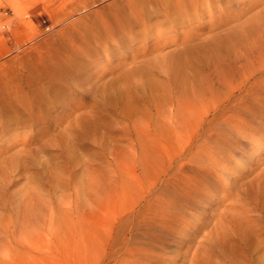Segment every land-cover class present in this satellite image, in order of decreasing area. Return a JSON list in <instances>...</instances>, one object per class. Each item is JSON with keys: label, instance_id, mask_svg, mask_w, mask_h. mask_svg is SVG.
Here are the masks:
<instances>
[{"label": "rangeland", "instance_id": "374dc122", "mask_svg": "<svg viewBox=\"0 0 264 264\" xmlns=\"http://www.w3.org/2000/svg\"><path fill=\"white\" fill-rule=\"evenodd\" d=\"M263 21L264 0H0V264H264V142L226 126L264 117Z\"/></svg>", "mask_w": 264, "mask_h": 264}, {"label": "bare ground", "instance_id": "6f19581e", "mask_svg": "<svg viewBox=\"0 0 264 264\" xmlns=\"http://www.w3.org/2000/svg\"><path fill=\"white\" fill-rule=\"evenodd\" d=\"M253 6H254V5H253ZM263 22H264V21H263ZM238 64H239V63H238ZM242 64H243V63H241V65H242ZM168 65H169V64H168ZM170 65H171V63H170ZM246 65H247V64H246ZM246 65H245L244 67H246ZM251 65H252V64H251ZM237 66H239V65H237ZM242 66H243V65H242ZM257 67H258V66H257ZM259 67H260V66H259ZM173 68H174V67H173ZM239 68H241V66H239ZM247 68H249V67H247ZM260 68H261V67H260ZM260 68H259V69H260ZM235 69H236V68H235ZM237 69H238V68H237ZM251 69H252V70L255 69L254 66L251 67ZM172 70H173V69H172ZM244 70H245V69H244ZM238 71H240V70H238ZM248 71H249V70H248ZM240 72H241V71H240ZM242 72H244V71H242ZM255 72H256V71H255ZM246 73H248V72H246ZM246 73H244V74H246ZM253 74H255V73H253ZM241 75H242V73H241ZM241 75H240V76H241ZM250 76H251V72H250L249 74H246V75L243 76L242 78H240V79H239L240 82L237 80L238 82H235V83H234V82H233V78H232V76L230 77V76L225 75V77L222 79L221 82H223V84H224L228 89L232 90L231 92H234L233 90L236 88V86H239V87L242 88L244 84H247V83H245V82H246V80L249 79ZM237 79H238V78H237ZM214 81H215V80H214ZM221 82H220V83H221ZM213 85H215V84H213ZM213 85L210 87V90H209V91H211L212 93H214V92H213V88H212ZM224 85H223V86H224ZM251 85H252V84H251ZM261 86H262V85H261ZM248 87H249V86H248ZM257 87H260V86L257 85ZM223 88H224V87H223ZM252 88H253V87H252ZM261 89H262V88H261ZM236 90H238V88H237ZM247 90H248V89H247ZM254 90H255V89H254ZM256 90H257V89H256ZM224 91H226V90H224ZM261 91H262V90H261ZM261 91H260V92H261ZM247 92H248V91H247ZM206 93H207V92H206ZM212 93H211V94H212ZM229 94H230V93H229ZM251 94H252V93H251ZM258 94H259V93H258ZM205 95H206V94H205ZM247 95L250 96L249 93H247ZM253 95H256V93L253 94ZM201 97H202V95H201ZM211 97H212V96H211ZM227 97H228V96H227ZM259 97H260V96H259ZM194 98H196L195 95H194ZM224 98H225V97H224ZM241 98H243V97H241ZM245 98H246V97H245ZM198 99H199V98H198ZM212 99H213V98H212ZM256 99H257V98H256ZM258 99H260V98H258ZM258 99H257V100H258ZM209 100H210V99H209ZM209 100H208V101H209ZM260 100H261V108H259V109H263V106H264V95L261 96V99H260ZM197 101H198V100H197ZM197 101H196V102H197ZM194 102H195V100H193V101L190 102L189 105L193 104V105H191V106H193V108H190V110H191V109H195V108H197V111H196L195 113H198V107H199V106L196 107V106H197V105H196L197 103H196V102L194 103ZM211 102H212V101H211ZM254 102H255V101H254ZM198 103H199V102H198ZM220 103H221V102H220ZM256 103H257V102H256ZM194 104H195L196 106H194ZM202 104H203V103H202ZM245 104H246V103H245ZM252 104H253V103H252ZM247 105H248V104H247ZM254 105H255V104H254ZM248 106H249V105H248ZM256 106L258 107V105H255V107H256ZM189 107H190V106H189ZM251 107H252V106H251ZM251 107H249V108H251ZM241 108H242V107H241ZM252 108H253V107H252ZM242 109H243V108H242ZM247 109H248V107H247ZM254 109H256V108H254ZM233 110H234V109H233ZM239 110H240V109H239ZM252 110H253V109H252ZM192 111H195V110H192ZM242 111H243V110H242ZM247 111H248V110H247ZM250 111H251V110H250ZM253 111H254V110H253ZM258 111H259V110H258ZM262 111H263V110H262ZM188 112H189V111H188ZM199 112H200V109H199ZM235 112H236V111H235ZM248 112H249V111H248ZM260 112H261V111H260ZM263 112H264V111H263ZM263 112H261V114H263ZM191 114H192V115L189 114V116H193V117H194L193 119H195V118L198 117V116H196V115H193L194 112L191 113ZM250 114H251V113H250ZM198 115H199V114H198ZM236 115H237L236 117H235V114L226 117V118H227V119H226L227 123L230 122V124H228V125H226V126H229V129H230L231 131H233V134H234V136H230V137H233L234 140H235V136H238V138H241V137H242V139H243V138L248 139V140H250V141H249L250 143L252 142L253 146H255V145L259 144V143L264 142V133H263V132H262V133L260 132V131H263V130H264V117H263V116H260V115H259V116H260V117H259L258 114L255 113V115L258 116V117L255 118V119H257V122L254 124V123H251V122H249L248 120H246V119H248V118L239 117L238 114H236ZM239 115H242V114H239ZM247 115H248V114H247ZM252 115L254 116V114H252ZM200 117H201V116H200ZM254 117H255V116H254ZM254 117H253V118H254ZM198 118H199V117H198ZM198 118H197V120H198ZM191 119H192V118H191ZM193 119H192V120H193ZM179 120H180V119H178V123H179ZM250 120H251V119H250ZM194 121H196V120H194ZM180 122H181V121H180ZM185 123H186V122H185ZM183 124H184V122H183ZM222 124H223V123H222ZM182 126H184V125H182ZM206 126H207V125H206ZM179 127H180V126H179ZM180 128L182 129V127H180ZM184 128H185V127H184ZM218 128H219V127H218ZM220 128L222 129V128H224V126H222V127H220ZM173 129H174V128H173ZM173 129H172V130H173ZM175 129H176V128H175ZM223 130H224V129H223ZM225 130H226V128H225ZM183 131H184V130H183ZM196 131H197V130H196ZM216 131H218V130H216ZM220 131H222V130H220ZM220 131L217 132L216 134L221 133ZM227 132H228V131H227ZM225 133H226V132H225ZM225 133L223 132V134H222V135H219V137L224 136ZM229 133H230V132H229ZM235 133H236V134H235ZM230 134H231V133H230ZM233 134H232V135H233ZM226 135L229 136L228 133H226ZM226 135H225V136H226ZM191 136H192V135H191ZM225 136H224V137H225ZM183 137H184V136H183ZM196 137H197V136H196ZM225 138H226V137H225ZM227 138H228V137H227ZM233 138H232V139H233ZM238 138H237V139H238ZM186 139H187V138H186ZM186 139H185V140H186ZM237 139H236V140H237ZM245 139H244V140H245ZM206 140H207V142H204V141H203V142L206 143L207 146H208V144H209L208 142H210V141H208L209 139H206ZM206 140H205V141H206ZM229 140H230V141H229ZM229 140H228V142H231V138H229ZM234 140H233V141H234ZM244 140H243V141H244ZM248 140H247V141H248ZM154 142H155V141H154ZM238 142H239V140H238ZM150 143H151V142H150ZM210 143H211V144H210L209 146L212 145V142H210ZM233 143H234V142H233ZM241 143H242V141H241ZM158 144H159V143H158ZM161 144H162V143H161ZM213 144H214V142H213ZM221 144H222V142H221ZM235 144H236V143H235ZM237 144H238V143H237ZM162 145H163V144H162ZM201 145H202V147H203V145H205V144H202V143H201ZM201 145H200V146L197 145V147H201ZM214 145H216V143H215ZM223 145H225V143H224ZM233 145H234V144H232V146H233ZM250 145H251V144H250ZM158 146H159V145H158ZM205 146H206V145H205ZM205 146H204V147H205ZM207 146H206V147H207ZM212 146H213V145H212ZM212 146H211V147H212ZM219 146H220V143H218V147H219ZM221 146H222V145H221ZM221 146H220V147H221ZM230 146H231V144H230ZM238 146H240V144H239ZM162 147H163V146H162ZM175 147H176V146H175ZM202 147H201V148H197V149H200V150H201V149H204V148H202ZM214 147H215V146H214ZM216 147H217V146H216ZM222 147H224V146H222ZM222 147H221V148H222ZM227 147H229V146H227ZM159 148L161 149V147H159ZM224 148H225V147H224ZM229 148H230V147H229ZM231 148H232V147H231ZM233 148H234V147H233ZM233 148H232V149H233ZM236 148H237V147H236ZM151 149H152V148H151ZM182 149H183V148H182ZM206 149H207V148H206ZM206 149H205V150H206ZM214 149H216V148H214ZM226 149H227V148H225V150H226ZM156 150H157V149H156ZM195 150H196V149H195ZM195 150H194V151H195ZM250 150H251V149H250ZM157 151H158V150H157ZM212 151H214V150H212ZM212 151H210V152H212ZM215 151H217V150H215ZM233 151H234V150H233ZM144 152H146V151H144ZM162 152H163V151H162ZM176 152H177V151H176ZM188 152H191V151H188ZM188 152H187V153H188ZM195 152H197V150H196ZM195 152H191V154H192V153H195ZM206 152H207V151H206ZM223 152H224V151H223ZM225 152H226V151H225ZM255 152H257V151L255 150L254 153H255ZM158 153H159V152H157V154H158ZM203 153H204V152H203ZM207 153H209V152H207ZM207 153H206V155H207ZM250 153H251V152H250ZM167 154H168V153H167ZM197 154H199V153H197ZM204 154H205V153H204ZM216 154L218 155L219 153H216ZM221 154H223V153H221ZM221 154H219V155H221ZM252 154H253V153H252ZM252 154H251V155H252ZM142 155H143V154H142ZM144 155H145V153H144ZM147 155H148V154H147ZM149 155H150V154H149ZM159 155H160V154H158L157 156H159ZM199 155H200V154H199ZM217 155H215V157H214V156H213V153H212L211 155H209V159L212 158V159H211L212 161H215V160H217V159L220 160L221 158L219 159V157H218L219 155H218V156H217ZM151 156H152V155H151ZM151 156H150V157H151ZM189 156H191V155H189ZM200 156H201V155H200ZM223 156H224V155H223ZM223 156H222V158H224ZM231 156H232V155H231ZM142 157H143V156H142ZM155 157H156V156H155ZM159 157H162V155L159 156ZM159 157H157V160H158ZM192 157H193V156H192ZM194 157H195V156H194ZM194 157H193V158H194ZM196 157H197V156H196ZM144 158H145V157H144ZM144 158H143V159H144ZM214 158H216V159L214 160ZM141 159H142V158H141ZM151 159H152V158H151ZM188 159H189V158H188ZM190 159H191V158H190ZM232 159H233V157H232ZM159 160L161 161L162 158L159 159ZM201 160H202V158L200 159V161H201ZM224 160H225V158H224ZM224 160H223V161H224ZM227 160H228V159H227ZM145 161H146V159H145ZM154 161H155V160H154V158H153V161H152V162L154 163ZM182 161H183V160H182ZM194 161H195V160H194ZM194 161H193V162H194ZM188 162H189V161H188ZM221 162H222V160H221ZM221 162H219L218 165H220ZM225 162H227V161H225ZM225 162H222V163H223L222 165H226V164H224ZM146 163H147V161H146ZM157 163H158V162H157ZM170 163H171V161H170ZM179 163H181V162H179ZM195 163H196V162H195ZM200 163H201V162H200ZM206 163L208 164V161H206ZM206 163H205V165H207ZM209 163H211V162L209 161ZM217 163H218V162H217ZM227 163H228V162H227ZM149 164L151 165V163H149ZM158 164H161V163H158ZM158 164H156V165H158ZM228 164H229V163H228ZM231 164H232V163H231ZM145 165H146V164H145ZM152 165H153V164H152ZM162 165L165 167L164 164H162ZM200 165H201V164H200ZM210 165H211V164H210ZM212 165H213V163H212ZM214 165H215V164H214ZM218 165H217V166H218ZM222 165H221V166H222ZM146 166H148V164H147ZM146 166H145V168H146ZM217 166H216V167H217ZM230 166H231V165H230ZM234 166H235V165H234ZM143 167H144V166H143ZM156 167H157V166H156ZM166 167H167V166H166ZM208 167H210V166H208ZM218 167H219V166H218ZM228 167H229V166H228ZM147 168H148V167H147ZM157 168H158V167H157ZM199 168H201V167H199ZM219 168H220V167H219ZM222 168H226V166H224V167H222ZM195 169H196V168H195ZM208 169H209V168H208ZM263 169H264V168H263ZM131 170H132V169H130V171H131ZM155 170H157V169L155 168ZM201 170H202V169H201ZM221 170H222V169H221ZM221 170H220V171H221ZM223 170H224V169H223ZM225 170H227V169H225ZM231 170H232V169H231ZM165 171H166V170H165ZM213 171H214V170H213ZM218 171H219V170H218ZM210 172H211V171H210ZM214 172H215V171H214ZM223 172H224V171H223ZM228 172H229V171H228ZM217 173H218V172H217ZM221 173H222V172H221ZM262 174H263V176H264V172H263ZM217 175H218V174H217ZM226 175H227V174H226ZM259 175H261V174H259ZM219 176H220V177H223V176H221V175H219ZM207 177H208V176H207ZM261 179H263V178H261ZM261 179H260V181H261ZM258 180H259V178H258ZM263 180H264V179H263ZM260 181H259V183H260ZM257 182H258V181H257ZM262 182H264V181H262ZM262 182L260 183V186L262 185ZM255 183H256V182H255ZM263 184H264V183H263ZM256 186H258V185H256ZM260 186H258L259 189H260ZM130 187H131V186H130ZM192 187H193V186H192ZM241 187H242V186H241ZM262 187H264V185L261 186V188H262ZM177 189H178V188H177ZM259 189H258V190H259ZM246 193H247V192H246ZM246 193H245V194H246ZM172 194H173V193H172ZM242 196H243V195H242ZM189 197H190V196H189ZM165 200H166V199H165ZM172 200H174V199H172ZM158 201H159V200H158ZM169 202H170V201H169ZM171 203H172V202H171ZM179 203H180V202H179ZM175 204H176V203H175ZM172 206H173V205H172ZM174 206H175V205H174ZM152 208H153V207H152ZM162 211H163V210H162ZM169 212H170V211H169ZM172 213H173V212H172ZM161 215H162V213H161ZM152 216H153V215H152ZM152 218H153V217H152ZM131 220H132V219H131ZM157 221H158V220H157ZM231 223H233V222H231ZM155 225H156V224H155ZM172 225H173V224H172ZM226 226H229V225H225V226H222V227H226ZM229 227H231V226H229ZM229 227H228L227 229H230V230L232 231V229H231L232 227H231V228H229ZM219 228H220V227H217V229H219ZM223 229H226V228H223ZM223 229H222V230L219 229L220 231H219V230H216V231H217V232H223ZM214 230H215V229H214ZM230 230H229V231H230ZM242 231H243V230H242ZM217 232H216V234H217V236H218L220 233L218 234ZM233 232H235V231H233ZM243 232H244V231H243ZM224 233H225V232H224ZM230 233H231V232H230ZM211 234H212V233H211ZM221 234H222V233H221ZM226 234H229V232L226 233ZM242 234H243V233H242ZM213 235H214V234H213ZM223 235H224V234H223ZM223 235H222V236L220 235V236H221L220 238H222V237L224 238L225 235H224V236H223ZM235 235H236V234H235ZM230 236H231V235H230ZM238 236H240L239 233H238ZM227 237H228V236H227ZM210 238H211V237H210ZM223 238H222V239H223ZM225 238H226V237H225ZM213 240H214V239H213ZM224 240H225V239H224ZM217 242H218V241H217ZM221 242H222V241H221ZM221 242L219 241L220 244H221ZM219 243H218V244H219ZM210 244H211V243H210ZM212 246H213V245H212ZM219 246H221V245H219ZM206 247H207V245L205 246V249H208V248H206ZM210 248H211V247H210ZM223 248L225 249V247H223ZM223 248H222L221 250H224ZM203 249H204V248H203ZM214 249H215V248H214ZM220 252H221V251H220ZM226 252H227V251H226ZM228 252H229V251H228ZM209 253H210V252H208V254H209ZM243 253H244V252H243ZM206 259H207V258H206ZM232 259H234V258H232ZM242 260H243V259H242ZM200 261H201V260H200ZM239 261H240V260H239ZM197 262H198V260H197ZM201 262H202V261H201ZM234 263H235V262H234Z\"/></svg>", "mask_w": 264, "mask_h": 264}]
</instances>
